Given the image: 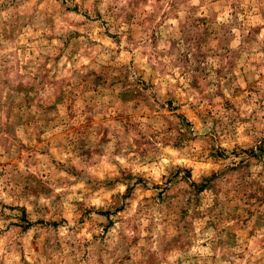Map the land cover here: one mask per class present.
Listing matches in <instances>:
<instances>
[{"label":"rangeland","instance_id":"obj_1","mask_svg":"<svg viewBox=\"0 0 264 264\" xmlns=\"http://www.w3.org/2000/svg\"><path fill=\"white\" fill-rule=\"evenodd\" d=\"M0 264H264V0H0Z\"/></svg>","mask_w":264,"mask_h":264}]
</instances>
